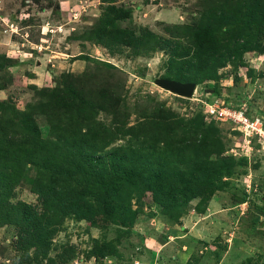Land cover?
Instances as JSON below:
<instances>
[{
  "label": "rangeland",
  "instance_id": "rangeland-1",
  "mask_svg": "<svg viewBox=\"0 0 264 264\" xmlns=\"http://www.w3.org/2000/svg\"><path fill=\"white\" fill-rule=\"evenodd\" d=\"M201 3L118 0L117 5L131 9V17L118 22L128 43L108 47L87 33L108 5L105 0H0V65H5L0 68V102L32 113L43 139L50 136L49 117L56 119L62 109L55 104L41 112L29 106L50 102L39 92L54 89V79L61 74H87L74 89L94 87L97 99L104 93L121 96L132 109L131 124L155 115L161 105L176 122L198 117L206 126L214 125L224 149L220 157L228 160L217 169L220 165L202 162V155L201 162L178 156L177 169L145 175L140 199L110 210L101 207L95 216L80 210L43 218V195L30 191L32 171L13 189L0 184V264L27 261L17 247L23 245L21 234L33 235L21 219L18 209L23 205L30 212L28 224L42 225L49 233L44 256L35 258L36 251L42 254L41 245L26 248L28 264H264V140L245 139L203 113L204 103L226 101L246 105L248 115L264 123V26L256 30L262 34L260 49L245 53L242 64L230 62L220 69L217 80L196 84L192 98L154 84L167 76L168 52L145 46L146 32L168 39L179 34L174 27L196 17ZM176 43L191 45L187 38ZM62 82L59 91L65 88ZM98 119L109 123L111 116L99 113ZM176 128L184 141L188 127ZM173 174L180 177L177 200L162 191Z\"/></svg>",
  "mask_w": 264,
  "mask_h": 264
},
{
  "label": "trees",
  "instance_id": "trees-1",
  "mask_svg": "<svg viewBox=\"0 0 264 264\" xmlns=\"http://www.w3.org/2000/svg\"><path fill=\"white\" fill-rule=\"evenodd\" d=\"M117 1L105 0L108 5L103 14L87 32L91 34L89 38L108 47L128 43L118 22L130 18L131 9L117 5ZM201 5V11L189 23L174 27L180 33L171 34L172 39L146 32L145 46L168 52V73L164 79L195 84L217 80L220 69L230 62L242 64L245 53L262 46L259 40L262 34L256 30H263L264 0H202ZM185 38L191 45L182 47L176 43ZM88 77L61 74L54 79V89L39 92L42 98L50 97V102L29 106L31 111L41 112L43 108H54L55 104L62 109L56 119H48V139L41 137L32 113L19 112L0 102V184L13 189L32 171L30 191L43 195V218L49 213L57 217L80 210H84V216H95L101 207L110 210L121 207L127 200L129 203L131 199L138 200L145 190L142 183L147 181L145 175L156 176L161 169H177L178 156L201 162L202 155V162L208 160L211 165H220L217 169H223L222 164L228 160L220 157L224 149L214 125L206 126L198 117L188 123L176 122L175 116L161 105L154 109L155 115L131 124L128 112L132 109L121 96L104 93L97 99L99 90L94 87L74 89L77 80ZM62 80L65 88L59 91ZM99 113L109 114V123L100 121ZM179 125L188 127L183 130L187 135L184 141L176 130ZM188 135L192 138L188 139ZM179 182L176 174L168 176L163 186L166 189L162 191L165 195L169 191L177 200L181 195ZM146 184L149 188L150 183ZM18 210L30 229L29 236L33 233L30 237L21 234L23 245L17 246L27 259L21 264H28L26 248L41 245L42 254L36 251L35 258L38 254L44 256L49 233L42 225L28 224L30 212L25 205ZM32 215L35 216L33 212ZM42 239L43 244L39 241Z\"/></svg>",
  "mask_w": 264,
  "mask_h": 264
},
{
  "label": "built area",
  "instance_id": "built-area-1",
  "mask_svg": "<svg viewBox=\"0 0 264 264\" xmlns=\"http://www.w3.org/2000/svg\"><path fill=\"white\" fill-rule=\"evenodd\" d=\"M246 105L232 106L226 101L204 103L203 113L206 119L215 123L229 125L242 133L245 139L264 140V123L259 117H250Z\"/></svg>",
  "mask_w": 264,
  "mask_h": 264
},
{
  "label": "water",
  "instance_id": "water-1",
  "mask_svg": "<svg viewBox=\"0 0 264 264\" xmlns=\"http://www.w3.org/2000/svg\"><path fill=\"white\" fill-rule=\"evenodd\" d=\"M154 84L164 91L185 99L192 98L196 89L195 83H180L168 79H155Z\"/></svg>",
  "mask_w": 264,
  "mask_h": 264
}]
</instances>
